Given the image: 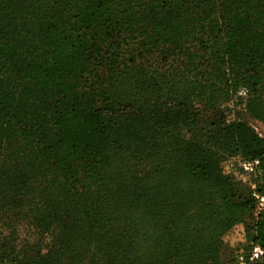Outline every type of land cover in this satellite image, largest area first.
Returning <instances> with one entry per match:
<instances>
[{"label":"trees","instance_id":"trees-1","mask_svg":"<svg viewBox=\"0 0 264 264\" xmlns=\"http://www.w3.org/2000/svg\"><path fill=\"white\" fill-rule=\"evenodd\" d=\"M232 102L264 123V0H0V264H224L239 224L264 249V136Z\"/></svg>","mask_w":264,"mask_h":264},{"label":"rangeland","instance_id":"rangeland-1","mask_svg":"<svg viewBox=\"0 0 264 264\" xmlns=\"http://www.w3.org/2000/svg\"><path fill=\"white\" fill-rule=\"evenodd\" d=\"M137 86V76L134 75L132 70H126L123 74L119 76V78L114 81V83L110 86V92L116 96V97H125V94L128 90L134 89ZM170 90H173V88H170ZM199 96H202L199 92H197ZM229 109H231V115L230 118H241L248 122L252 127L256 129V131L264 136V123L256 118L251 117L244 108V105L242 104H235L230 103L226 104ZM132 158L125 157L120 159H115L114 163L118 166L121 164H128ZM256 159L253 160H240L238 165L241 169L243 179L245 183L253 190L256 191V186L254 185L253 180L257 178V173L260 176L261 171H259V165L255 167L253 171H246L244 168V164L248 162H255ZM260 164V163H259ZM255 191L253 192V196L257 197L255 194ZM260 198V196H259ZM261 202H264V199H261ZM262 205V204H261ZM262 207V206H261ZM173 212V213H172ZM171 212L172 218H168V225L169 226H175V230H179L182 228L184 222L187 220L185 216L182 215L180 212V209L176 210L173 209ZM128 216V219L126 222H123V224L127 227L128 230L132 233V239L131 241L133 244L130 246L131 251L127 253L128 258L132 257L134 255L135 260L137 262V234L142 232V228L138 225L137 226V211L135 212H126ZM201 220L200 217H196L193 221V223H199ZM200 224V223H199ZM201 225V224H200ZM216 225V224H215ZM236 226V225H235ZM233 227L223 238L224 243L221 247V256L223 259L224 264H255L259 259H251V255L253 252V249L257 246H253L252 248L248 250H243V230L244 226L242 224L237 225L236 227ZM217 229L220 230V226L216 225ZM188 231L190 233H193V229L191 228V224L188 227ZM204 234V231H203ZM135 248V250H134Z\"/></svg>","mask_w":264,"mask_h":264},{"label":"built area","instance_id":"built-area-1","mask_svg":"<svg viewBox=\"0 0 264 264\" xmlns=\"http://www.w3.org/2000/svg\"><path fill=\"white\" fill-rule=\"evenodd\" d=\"M260 161L258 159L255 160V162H248L244 164V168L246 169V171H253L255 169L256 166L260 165L259 164ZM256 194V193H255ZM256 196H258L256 194ZM259 197V196H258ZM261 199H264V197H262ZM264 255V249L261 248L260 246H256L253 249L252 255H251V259H259L260 257H262Z\"/></svg>","mask_w":264,"mask_h":264}]
</instances>
